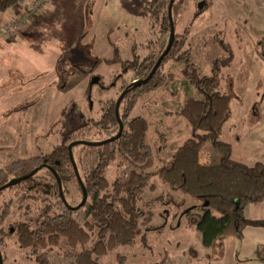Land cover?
<instances>
[{"label": "rangeland", "instance_id": "rangeland-1", "mask_svg": "<svg viewBox=\"0 0 264 264\" xmlns=\"http://www.w3.org/2000/svg\"><path fill=\"white\" fill-rule=\"evenodd\" d=\"M143 2L127 5L124 0H114L99 12L94 10L92 0L64 2L53 17L37 27L31 29L34 21L18 37L0 39V131H12L14 136H0L1 163L10 157H13L10 160L13 163L47 155L57 146L83 142L73 147L72 152L77 173L82 181L85 180L97 166L104 142L117 139V125L107 130L96 126V123L111 106L117 105L125 88L137 78L134 71L127 72L122 64L110 65L104 61L113 57L112 43L118 46L121 57H124L122 59L132 61L136 54L142 61L149 56L158 59L169 41V34L162 36L149 14L142 11ZM201 2L206 3L202 11L199 10ZM257 8L258 11L254 12V15L259 14L255 18L256 29L264 33V6L257 7L256 0L176 1L173 12L175 32L176 35L187 36L185 50L192 52L199 74L211 76L214 61L227 57L220 42L230 43L235 50L241 26L252 20L253 12L250 11ZM137 11L142 13L136 22ZM198 12H201L200 15H197ZM101 25L110 31L111 42L102 41ZM261 48L264 52V43ZM261 62L255 59L249 66L238 60L224 68L220 91L224 93L223 88L230 87L229 77L245 81V77L251 75H255V80L260 77L256 85L261 91L264 88ZM79 64L95 67L87 72L77 69L66 77L72 67ZM160 69L165 79L164 87L141 98L131 114V117H144L150 124L146 140L153 151V164L148 169L152 172L162 166L157 152L163 141L160 127L171 122V116L190 97H200L197 89L189 87L180 63L170 60ZM94 78L98 82L92 84ZM256 94L259 98L256 103L260 126L253 137V151L247 159L242 158L243 147L234 148L232 155L235 161L247 165H253L250 163L255 161L264 163V111L260 105L263 94ZM27 104H31L27 110L6 115L10 110ZM127 107L124 99L120 103L119 115L122 116ZM235 110L236 103H233L232 112L235 113ZM204 154H209L207 148ZM209 160L210 164L219 162L213 157ZM76 169L68 167L65 173L67 180L62 186L68 202L73 206L83 201ZM131 170L132 166L117 155L106 176L112 185L117 179H127ZM36 176L45 181L52 179L46 169ZM150 184L157 189L153 191L147 187L137 201L138 208L152 213L151 225L157 228L146 233L149 248L144 246L140 237L133 246H120L110 251L101 259L102 264H220L222 259L225 261L221 264H242L241 259L245 258L241 254L243 244L252 250L247 262L264 264V236L250 234L255 231H249L245 241L236 238L219 240L215 247L206 249L197 227L201 204L181 193H176L179 196L176 199L174 192L157 176L150 180ZM168 193L173 194L172 201ZM27 194L24 186L9 188L1 194L0 216L3 215L4 219L0 228L5 232H10L13 225L19 222L33 221L44 207L42 202L27 197ZM214 213L221 217L218 212ZM252 213L264 215V205L255 208ZM187 223L193 227L188 229ZM2 240L3 264H38L31 250L19 244L16 234L5 235ZM94 241L95 237L90 245ZM44 251L49 264H72L67 257L70 249L65 241L57 248Z\"/></svg>", "mask_w": 264, "mask_h": 264}, {"label": "trees", "instance_id": "trees-1", "mask_svg": "<svg viewBox=\"0 0 264 264\" xmlns=\"http://www.w3.org/2000/svg\"><path fill=\"white\" fill-rule=\"evenodd\" d=\"M18 1L0 0V11H7L16 6ZM176 1L172 5V0L143 2V10L159 27V33L162 36L169 34V41L159 58L172 40L171 22L175 25L173 12ZM263 43L264 38L258 41L257 46L258 55L264 62V52L261 50ZM186 44L185 34L176 35L170 52L160 66L170 60L180 63L189 84L202 95L200 99L189 98L178 113L188 121L191 137L177 150L173 160L162 159L160 168L154 172L148 171L153 164L152 147L146 140L149 124L142 116L131 117L141 98L165 85L160 68L148 83H135L149 77L159 58L149 56L141 61L134 51L132 61L124 60L118 46L112 43L113 57L104 61L110 65L122 64L127 72L134 71L137 78L125 88L126 94L122 102L125 99L128 107L123 115L117 116V105L111 106L96 123V126L107 130L117 125L118 133L117 139L104 142L97 166L83 181L88 194L87 202L82 205V201L73 206L64 192V196L61 195L59 179L63 186L67 180L65 173L68 167L74 168L70 149L66 144L57 146L47 155L9 164L0 170V188L11 183L9 188L24 186L28 191L27 197L39 200L44 207L33 221L19 222L13 225L10 232L0 228V249L5 235L16 234L19 244L31 250L38 264H49L47 252L43 250L57 248L65 241L70 249L67 257L72 264H102L101 259L110 251L120 246H133L140 237L144 246L149 248L146 233L157 228L151 225L152 213L138 208L137 201L147 187L153 191L157 189L150 184L154 176L167 184L171 191L189 196L201 204V213L197 214V227L206 248L215 247L219 240H243L248 227L264 228V219L254 220L246 216L248 205L264 203V163L247 165L235 161L232 146L220 139L235 96L233 91L227 94L220 92L222 71L234 60L232 48L228 43L220 42L227 57L214 62L211 76H203L198 72L192 52L185 50ZM94 67L88 68L85 64L73 66L66 77L77 69L87 72ZM30 105L18 106L6 115L27 110ZM118 117L122 118L121 122ZM206 142H210L219 152L218 163H202L201 153ZM81 144L82 142H77L74 147ZM117 155L128 162L132 170L127 179H117L111 185L106 173ZM44 169L50 174L51 181L40 180L36 176ZM204 176H207L206 182H202ZM110 187L111 193H108ZM4 191L0 192V196ZM172 195L168 193L171 201ZM82 196L84 199L83 191ZM212 210L221 217L213 216ZM3 219L4 216H0V225ZM93 237L95 241L90 245Z\"/></svg>", "mask_w": 264, "mask_h": 264}, {"label": "crops", "instance_id": "crops-1", "mask_svg": "<svg viewBox=\"0 0 264 264\" xmlns=\"http://www.w3.org/2000/svg\"><path fill=\"white\" fill-rule=\"evenodd\" d=\"M68 1H72V0H54V4H55L54 10L52 12H48V13L40 16L41 19L40 18H39V20L37 19L35 21V23L33 24V27L31 29H33L34 27H37L39 24H41V22L48 20L49 17H53L58 12L59 7H62L63 3L68 2ZM92 1L94 2V7L96 8L94 10H98V12H99V10L101 8L105 9L110 4H112V2L114 0H92ZM124 1L127 5H131V4H140L141 0H124ZM256 5H257V7L264 6V0H256ZM142 11H144V10H142ZM256 11H258V8L255 10H251L250 13L253 12L252 20L247 21L245 26H241V29H240V32H239V35L237 38L235 50H232L233 54H234L233 62L240 60L243 64L252 66V63L255 61V59L262 61L258 55L257 43L260 39L264 38V33H260V30L256 29L257 24L255 21V18H256V16L259 17V14H257V13L254 15V12H256ZM141 13H142L141 11H137V13L135 14V17H136L135 21L136 22L140 18ZM263 13L264 12H262V14ZM43 16H45V17L43 18ZM93 22H95V21L93 20ZM93 24L95 25V23H93ZM99 30H100L101 34L103 35L102 37H104V40L101 37L102 41L109 43L111 40L110 36L108 35L110 33V31L105 30V25H101V28H99ZM96 43H97V39L95 41V45H96ZM114 44H116V43H114ZM228 44L231 46L230 43H228ZM231 48H232V46H231ZM113 49H114V47H113ZM226 55H227V53H226ZM192 56H193V54H192ZM122 58H124V57H122ZM261 63L264 67V62L262 61ZM257 79H260V77H258ZM257 79L255 80V75H251V77H248V76L245 77V81L242 78L239 80H236L234 78L229 77L228 80L231 83L230 87L228 88V86H225L223 88L224 93L220 91L223 94H227L226 92L229 93V92L233 91L235 94L234 98L231 101V107H230L231 110H230L229 119L225 123V125L222 129L221 139L223 138L224 139V140H222L223 142L228 143L232 146L233 153H234V148L235 149H241L243 147L242 151L244 152V154H243L242 158H244V159H247L248 155H250L253 151L252 150L253 149L252 148L253 147V145H252L253 137L257 134L255 131L260 126L259 119H258L259 115H258L257 103H256L259 98L257 97L256 93L263 94L262 100H260L261 101L260 105L264 111V88H262L261 91L258 90V86L256 85ZM188 85H189V87H192L189 84V82H188ZM199 96L200 97L197 99L202 98V95L200 92H199ZM190 98H193V97H190ZM233 103H236L235 113L232 112ZM184 105H183V107H184ZM183 107H181V109L179 111H177L176 113H174L171 116V117H173V120L171 122L167 123L165 126L162 125L159 129V133L160 134L162 133L163 141L161 142V146L158 147L157 152H159L160 158L165 160V161L173 160V157H174L175 153L177 152V150L191 136V129L189 127L188 121L182 115L178 114L182 110ZM253 112H254V114H253ZM251 118L253 121L251 120ZM183 119H185V120H183ZM149 126H150V124H149ZM0 136H7L9 138L14 137L12 131L9 133L5 130L0 131ZM261 140H262V137L259 139V141H261ZM233 144L235 145V147L233 146ZM205 148L208 149L209 154H204ZM211 157L215 158L216 161L217 160L220 161L219 152L211 145L210 142H206L203 149H202V153H201L202 163L210 164L211 161L209 159ZM12 158L13 157H10L9 159H7V161H4V163H1V159H0V170L3 167L10 164L11 163L10 160ZM258 162H261V161H255L254 163H250V164L254 165ZM241 163H243V162H241ZM244 164H246V163H244ZM202 179H203L202 182H206L207 176L202 177ZM169 189H170V187H169ZM174 195H176L174 197H176V199H178L177 197H179V196H178V194H176V192H174ZM261 205H264V203L259 204V205H248L246 207V216L248 218L254 219V220L264 219V215H261L259 213H256L259 215H253V213H252V212H254L255 208L261 207ZM186 212H188V211L186 210ZM212 214L216 218H219L215 215L214 210H212ZM186 226L188 227V229L193 227L192 225L190 226L189 223H187ZM249 231H255V232H250V234L264 236V228L248 227L245 230V233H244L245 236H244L243 241H245L247 239ZM200 237H201V241H202V235L201 234H200ZM229 239H235V238H229ZM202 244H203V242H202ZM206 249H208V248H206ZM241 254H244V256H245V258H243V260L241 259V263L242 264H250L246 260H247V258L252 256V250L247 249L246 244H243L241 246ZM224 261H225V259H222L219 263L220 264H221V262L224 263Z\"/></svg>", "mask_w": 264, "mask_h": 264}, {"label": "built area", "instance_id": "built-area-1", "mask_svg": "<svg viewBox=\"0 0 264 264\" xmlns=\"http://www.w3.org/2000/svg\"><path fill=\"white\" fill-rule=\"evenodd\" d=\"M54 8V0H19L17 6L0 11V39L18 37L40 16L52 12Z\"/></svg>", "mask_w": 264, "mask_h": 264}, {"label": "water", "instance_id": "water-1", "mask_svg": "<svg viewBox=\"0 0 264 264\" xmlns=\"http://www.w3.org/2000/svg\"><path fill=\"white\" fill-rule=\"evenodd\" d=\"M174 1H175V0H172L171 5L174 3ZM205 4H206L205 2H201V3L199 4V10H200V11L203 10ZM171 16H172V15H171ZM171 23H172V40H171V43H170L168 49H167L166 52H165V53L159 58V60L157 61L156 65H155V67L153 68V70H152L151 74L149 75V77H148L146 80H142V81H141V80H138V81H136L135 83H137V84H141V83H145V84H146V83H148V82L154 77V75L156 74V72L158 71V69L160 68V66H161V64H162L163 59L165 58V56L168 55V53L170 52V49H171V47H172V44H173V42H174V40H175V38H176L175 25H174L173 21H172ZM97 82H98V79H97V78H94V79L92 80V84H95V83H97ZM125 94H126V91H124L123 95L121 96V98H120L119 101H118V104H117V116H119V107H120V103H121L123 97L125 96ZM118 119H119V121L121 122L120 117H118ZM121 130L123 131V127H121ZM121 135H122V132H121L120 136H121ZM82 143H83V142H82ZM73 147H74V144H73V145H70V146H69V149H70V153H71V160H72L73 166H74V168L76 169V165H75V163H74V156H73V152H72ZM35 173H36V172H35ZM35 173H34V174H35ZM76 173H77V169H76ZM77 178H78L79 184H80V186H81V188H82V191H83L84 199H83V203H82V205H84V204L87 202V200H88V194L86 193V190H85V187H84L83 181H82V179L80 178V176H79L78 173H77ZM59 184H60L61 195L64 196V194H63V189H62V183H61L60 179H59ZM10 185H12V183H11V184H8V185H6V186H4V187H2V188H0V192H1V191H4V190H6V189H8V188L10 187ZM12 231H14V230H12ZM0 264H3V259H2V255H1V249H0Z\"/></svg>", "mask_w": 264, "mask_h": 264}, {"label": "bare ground", "instance_id": "bare-ground-1", "mask_svg": "<svg viewBox=\"0 0 264 264\" xmlns=\"http://www.w3.org/2000/svg\"><path fill=\"white\" fill-rule=\"evenodd\" d=\"M7 190V189H6ZM201 213V212H200Z\"/></svg>", "mask_w": 264, "mask_h": 264}]
</instances>
